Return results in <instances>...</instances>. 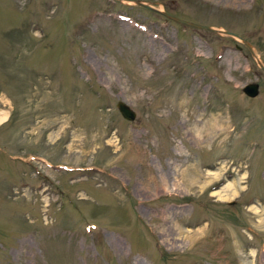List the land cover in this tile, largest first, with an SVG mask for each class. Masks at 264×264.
Segmentation results:
<instances>
[{
    "label": "rangeland",
    "instance_id": "374dc122",
    "mask_svg": "<svg viewBox=\"0 0 264 264\" xmlns=\"http://www.w3.org/2000/svg\"><path fill=\"white\" fill-rule=\"evenodd\" d=\"M141 1L0 0V264H264V0Z\"/></svg>",
    "mask_w": 264,
    "mask_h": 264
},
{
    "label": "water",
    "instance_id": "95a60500",
    "mask_svg": "<svg viewBox=\"0 0 264 264\" xmlns=\"http://www.w3.org/2000/svg\"><path fill=\"white\" fill-rule=\"evenodd\" d=\"M127 1H131V2H134L135 4L147 7L149 9H152V10H155V11H159V12L163 13L166 17H168L169 19H171V20H173V21H175L177 23H181V24H184V25L197 27V28L209 29V30H212V31H215V32L223 33L225 35H229V36L237 37V38L241 39L239 35H237V34H235L233 32H230V31H227V30L215 29V28H213V27H211L209 25L196 23V22H193V21H189V20H186V19H182V18L173 16V15L167 14L166 12L160 11V10L150 6L148 3L143 2L141 0H127ZM242 41H243V43H245V45H247V47H249L250 52L255 57L259 68L264 71V64L256 57V55L253 52L250 44L247 43L245 40H242ZM242 90H243V92L246 95L254 97V96H256L259 93V84L257 82L248 83V84H246L243 87ZM116 107H117L118 111L120 112V114L122 115L123 118H125V119H127L129 121H132V120L135 119V116H136L135 111L127 103H125L124 101H121V100L117 101Z\"/></svg>",
    "mask_w": 264,
    "mask_h": 264
},
{
    "label": "bare ground",
    "instance_id": "6f19581e",
    "mask_svg": "<svg viewBox=\"0 0 264 264\" xmlns=\"http://www.w3.org/2000/svg\"><path fill=\"white\" fill-rule=\"evenodd\" d=\"M3 119V118H2Z\"/></svg>",
    "mask_w": 264,
    "mask_h": 264
}]
</instances>
